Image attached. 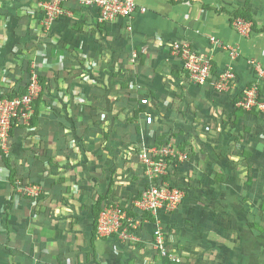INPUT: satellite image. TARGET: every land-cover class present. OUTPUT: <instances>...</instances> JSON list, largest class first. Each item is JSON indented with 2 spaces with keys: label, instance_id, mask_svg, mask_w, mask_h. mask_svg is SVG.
Listing matches in <instances>:
<instances>
[{
  "label": "crops",
  "instance_id": "0c3cea01",
  "mask_svg": "<svg viewBox=\"0 0 264 264\" xmlns=\"http://www.w3.org/2000/svg\"><path fill=\"white\" fill-rule=\"evenodd\" d=\"M41 1L0 0V97L25 85L32 64L41 89L33 126L12 131L0 162V264H202L189 257L218 234L220 219L183 215L191 193L212 189L208 176L222 174L226 159L231 177H250L243 184L231 178V192L264 188V121L234 103L253 84L264 100L254 67L264 72V0H135L145 12L112 23L68 0L70 15L48 33ZM241 10L253 24L246 34L232 26ZM174 42L209 56L214 73L231 68L230 91L191 85L171 52ZM161 140L189 153L171 173L174 185H187L185 200L162 214L178 263L159 255L150 222L137 241L98 239L93 231L98 207H128L141 193L139 148ZM221 143L226 155H219ZM232 144L243 151L232 156ZM26 183L39 188L36 198L17 189ZM260 255L264 264V249Z\"/></svg>",
  "mask_w": 264,
  "mask_h": 264
},
{
  "label": "built area",
  "instance_id": "2783aa9c",
  "mask_svg": "<svg viewBox=\"0 0 264 264\" xmlns=\"http://www.w3.org/2000/svg\"><path fill=\"white\" fill-rule=\"evenodd\" d=\"M185 2L186 0H172ZM68 0H44L38 6L42 12L41 27L45 33L51 30L55 21L64 15H70L66 7ZM85 8H94L101 23H112L118 19H130L136 12L144 13L145 9L138 7L135 0H78ZM233 28L240 33H248L250 24L241 18H234ZM211 43L218 46L219 42L211 38ZM173 55L182 61V69L188 82L196 87L210 85L217 93L228 92L235 81V73L231 68L214 73L212 60L209 56L194 52L186 43L174 42L170 45ZM255 67L257 80L264 79V72ZM39 77L35 64L31 65L30 77L26 92L13 98L0 97V162L7 153L10 132L23 126H29L34 114L33 103L40 93ZM242 97L236 102V107L245 111L256 109L264 115V100L259 97L256 85L240 91ZM141 105L148 103L141 99ZM153 121L150 115L145 116V123ZM142 172L146 184L141 193L128 207L116 203H107L98 213L95 224V235L98 239H116L123 242L137 241L136 233L147 222L153 226V246L159 255L171 263L179 259L166 246L162 214L171 213L177 209L184 198L181 188L171 181V173L189 159V153L166 141L161 145L142 146L138 151ZM21 194L36 198L39 188L34 185H17ZM145 215V216H144ZM144 216V217H143Z\"/></svg>",
  "mask_w": 264,
  "mask_h": 264
},
{
  "label": "rangeland",
  "instance_id": "374dc122",
  "mask_svg": "<svg viewBox=\"0 0 264 264\" xmlns=\"http://www.w3.org/2000/svg\"><path fill=\"white\" fill-rule=\"evenodd\" d=\"M238 109L242 112L252 113L258 119L264 121V115L256 109L251 111H245L242 108ZM23 127L29 128V126ZM246 130L248 129L244 130L243 136L246 135ZM240 134L242 135V133ZM225 146L226 144L221 143L219 155H222V153L226 155L228 149ZM244 148H251V146L244 144ZM242 151L239 146L235 150L234 144H232V156H234V153L240 154ZM227 161L228 159L219 162L220 166H223L220 169V171H223L222 174L208 176V179L211 182L213 180L215 183L214 187L205 192L191 193L193 194L192 200H188L191 203L186 201L188 203L185 204L190 206H187L186 209L183 208V215L191 214V216H201L206 219L207 217L220 219L218 225H214L220 227L218 234L214 232L216 234H214L215 237L209 238V241L204 239V245L200 248L202 253L197 257L191 256L189 258L193 262L198 261L197 263L200 262L202 264H258L261 259L260 251L264 249V203L263 206L259 205L262 204L259 203L260 200H264V188L260 191H251L249 193L231 192V182L234 179H237L238 183L243 184L250 177L246 178V176L241 175L231 177V173H227ZM229 162V165H231V160ZM179 167L180 165L177 168ZM231 178L234 179L231 181ZM185 186H179L184 192V198L179 206L182 205L187 195ZM187 209L189 210L188 213ZM243 217L248 224L245 225L246 222H243ZM232 218L235 219L233 222H231Z\"/></svg>",
  "mask_w": 264,
  "mask_h": 264
},
{
  "label": "trees",
  "instance_id": "16d2710c",
  "mask_svg": "<svg viewBox=\"0 0 264 264\" xmlns=\"http://www.w3.org/2000/svg\"><path fill=\"white\" fill-rule=\"evenodd\" d=\"M234 17H236V18H241V19H243L245 22H248V23L250 24L251 29H253V24L251 23V22H252V21H251V18H250L249 14L247 13L246 10H241V12L234 14ZM29 77H30V75H29ZM28 81H29V78H28L27 82L25 83V85H24L20 90H17V91H15V92H11V93H6V94H4L3 96H7L8 98H13V97H15V96H17V95H20V94L25 93V92H26V86H27V84H28ZM1 97H2V96H1ZM39 97H40V95L38 96L37 100L34 101V103H33L34 114H33V117H32L31 120H30L29 127L33 126L32 124H33V122H34V120H35V117H36V116H35V115H36V107H37V104H38ZM241 97H242V95L239 93V94L237 95V97H236L234 103L236 104V102H237ZM11 134H12V131L10 132V135H11ZM165 142H166V141H165ZM163 143H164V141L161 140L160 142H156L155 144H156V145H161V144H163ZM178 147H179V149L183 150V146H178ZM33 184H34V183H33ZM24 185H29V184L26 183V184H24ZM15 187H16V186H15ZM100 209H101V207H98L97 212H96V215H95V220H94V223H93V231H94V232H95L96 219H97L98 213L100 212ZM144 216H145V215H144ZM144 216H143V217H144Z\"/></svg>",
  "mask_w": 264,
  "mask_h": 264
}]
</instances>
